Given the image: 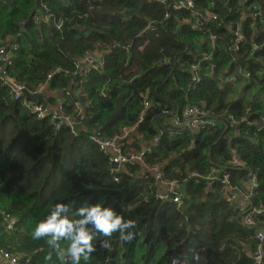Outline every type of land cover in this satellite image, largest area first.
Segmentation results:
<instances>
[{"label": "trees", "instance_id": "obj_1", "mask_svg": "<svg viewBox=\"0 0 264 264\" xmlns=\"http://www.w3.org/2000/svg\"><path fill=\"white\" fill-rule=\"evenodd\" d=\"M236 1L195 0L197 9H212L223 22L204 26L221 36L211 50L202 31L182 23L192 19V11L173 12L166 19V7L156 0H0V44L18 45L5 70L29 89L57 66L72 69L86 51H105L101 71L83 83L80 77L56 75L49 83L52 95L39 99L57 110L62 102L61 111L68 115L76 113L77 103L83 105L88 131L78 136L68 127L57 130L50 118L30 114L24 100L13 101L0 83V245L20 263H61L45 239L31 235L56 203L68 204L74 214L85 202H104L135 221V238L126 242L119 233L110 238L97 233L96 250L84 264H171L172 258L178 264H256L255 233L264 228V216L254 227L243 226L235 206L225 200L222 184L207 192L204 181L188 182L180 208L157 200L150 189H159L156 180L141 176L139 167L125 168L114 181L106 156L89 140L94 130L118 136L123 127H136L143 114L144 120L122 140L126 153L151 143L162 129L147 161L165 164L166 178L190 170L208 174L216 167L229 171L239 184L254 172L259 184L254 204H264V127L256 125L264 118V50H252L249 40L243 57L233 60L225 25L239 19ZM242 1L248 7L261 0ZM43 3L64 19L61 29L34 23L33 14L43 10ZM147 21L160 26L158 35L142 34ZM116 43L123 48H114ZM208 55L201 62L203 79L193 89L191 65ZM131 64L135 69L125 74ZM239 68L251 70V77L240 79L239 85L220 84L223 73L232 75ZM145 99L151 103L146 109ZM190 104L211 109L215 125L199 133L177 130L163 113H182ZM233 151L241 156L243 168L230 165ZM7 218L14 220L13 227ZM105 240L108 247H103Z\"/></svg>", "mask_w": 264, "mask_h": 264}, {"label": "built area", "instance_id": "obj_2", "mask_svg": "<svg viewBox=\"0 0 264 264\" xmlns=\"http://www.w3.org/2000/svg\"><path fill=\"white\" fill-rule=\"evenodd\" d=\"M104 1V0H94ZM247 1V0H246ZM156 2L163 7H166L167 11L164 15L166 19H169L173 12L181 10L192 11L193 17L191 20L183 19V24H188L191 29L202 31L206 36L203 38V42L210 45L211 50H214L216 43L220 40L221 36L211 29V33L205 29L206 23L215 22L221 24L223 22L219 20V14L212 9L199 10L196 8L195 0H156ZM245 1L237 0L235 13L238 14L239 19L230 21L225 25V29L229 31L231 36V43L229 49L232 53L234 61L238 60V57L244 52V47L250 40L251 48L255 51L264 50V39L259 44L256 40L261 37L264 38V0L258 3H254L248 7L241 6ZM43 10H39L33 14L34 23L41 27L43 25H55L58 29H61L64 25V19L55 16L48 6L43 3L41 5ZM247 21H250V26ZM160 26L155 21H147L145 30L142 32L144 35L159 34ZM148 42V41H147ZM145 43V45L147 44ZM249 42V43H250ZM145 45H142L140 49H143ZM114 48H123L122 45L116 43L113 45ZM128 48V47H124ZM18 49L17 44H0V83L6 86L10 92L11 99L13 101L24 100L23 106L28 110L30 114L36 115L39 119L50 118L57 130L63 127L71 129L72 133L76 136L79 135V130L74 127V124H84L83 120L86 118L85 107L80 103H77L76 113L72 114L74 122H70L68 114L61 111L62 102L58 107V111L55 110L51 105L39 102L27 98L24 91L29 90L31 94L41 93L49 90V83L54 76L59 74L70 75L74 77H80V83H83L85 78L93 73L94 71H101L105 65L104 49H91L86 51L85 56L76 59L73 62V68L68 69L61 66H57L47 73L46 79L38 83L33 89L27 88L25 83L20 82L14 76L8 74L5 70V63L10 60L14 55V50ZM212 56V54H211ZM243 57V55H242ZM210 56H205L204 59H200L199 63L192 64L191 70L193 73V89L202 81L203 75L201 72L202 60H208ZM169 62V60H166ZM165 63V62H163ZM169 65H172L169 62ZM173 64L176 66V62ZM135 69V64H131L126 67L125 74L131 73ZM215 70V67H214ZM251 77V70H243L239 68L235 74H227L226 72L220 77L221 85H234L239 82L240 79H248ZM69 93V92H67ZM103 94H105L103 89ZM151 103L148 99L144 101V107L149 108ZM250 109L248 108L247 111ZM164 115L171 118V122L175 125L177 130H189L194 133H199L202 130H206L215 125L214 115L211 109L206 106L198 104H190L185 108L182 113L177 112L175 109H166L163 111ZM234 123H238V120L232 117ZM144 120L142 114L138 121L137 126ZM264 123V118L259 122ZM257 123L258 129H262L264 125ZM136 126V127H137ZM134 128H122V133L113 138L106 137L100 130H94L89 134V140L95 143L102 153L106 156L108 164L111 168V174L113 180L118 182L120 180L119 173L125 168L130 167H141V176H145L148 179L150 176L154 177L156 183L166 188V191L161 190L153 191V187L150 186L151 191L155 194L157 200L171 201L178 207H182L186 195V184L194 181L200 183L204 181L206 183V191L212 192L215 188L216 183L222 184L225 190V200L229 204H233L241 217L243 226L254 227L261 221L260 217L264 216V204L255 205L254 197L256 190L258 189V179L254 172H250L248 176L243 178L239 184H235L232 181V175L229 171H218L216 167L211 168V172L203 174L198 170H190L179 178H166L165 177V164H153L151 165L147 161L148 154L152 151L163 135V130L160 129L158 134L154 137L150 146L146 145L140 150L125 152L122 145V140L129 136L130 132ZM230 165L233 168L241 169L244 167V163L238 152L233 151ZM238 201L235 204V201ZM150 201L145 196V202ZM7 225L13 227L14 220L11 218L6 219ZM260 227V226H259ZM16 229V227H14ZM255 238L258 240L255 250L252 252L253 260L256 264H264V228H258L255 233ZM177 258L171 259V264H178ZM0 264H22L18 257L7 250L5 247L0 245ZM60 264H69L67 260L61 261Z\"/></svg>", "mask_w": 264, "mask_h": 264}, {"label": "clouds", "instance_id": "obj_3", "mask_svg": "<svg viewBox=\"0 0 264 264\" xmlns=\"http://www.w3.org/2000/svg\"><path fill=\"white\" fill-rule=\"evenodd\" d=\"M135 227L134 220L126 219L104 202H85L74 214L68 204L58 202L35 223L31 235L35 240L45 239L60 261L84 264L96 250L94 241L97 233L108 238L119 233L120 239L128 242L135 238L132 231ZM108 246L109 241L105 240L103 247Z\"/></svg>", "mask_w": 264, "mask_h": 264}, {"label": "water", "instance_id": "obj_4", "mask_svg": "<svg viewBox=\"0 0 264 264\" xmlns=\"http://www.w3.org/2000/svg\"><path fill=\"white\" fill-rule=\"evenodd\" d=\"M25 95L27 98H30V99H34V100H39L41 97H49L50 95H52L51 91L50 90H46L44 92H41V93H34V94H31L29 92V90H25L24 91ZM68 118H69V121L70 122H74V117L73 115H68ZM259 125H264V123H259ZM74 127L76 129H78L79 131H88V128L85 124H80V125H76L74 124ZM148 146H150V144H148ZM237 200L235 201V204H237Z\"/></svg>", "mask_w": 264, "mask_h": 264}, {"label": "crops", "instance_id": "obj_5", "mask_svg": "<svg viewBox=\"0 0 264 264\" xmlns=\"http://www.w3.org/2000/svg\"><path fill=\"white\" fill-rule=\"evenodd\" d=\"M55 110H57L56 108H54ZM58 111V110H57ZM140 170H142V168L140 167ZM222 172V171H221ZM157 187L159 188V190H161L162 192L166 191V188L161 186V185H158L157 184Z\"/></svg>", "mask_w": 264, "mask_h": 264}, {"label": "rangeland", "instance_id": "obj_6", "mask_svg": "<svg viewBox=\"0 0 264 264\" xmlns=\"http://www.w3.org/2000/svg\"><path fill=\"white\" fill-rule=\"evenodd\" d=\"M237 85H239V83H238ZM235 89H236V88H235Z\"/></svg>", "mask_w": 264, "mask_h": 264}]
</instances>
